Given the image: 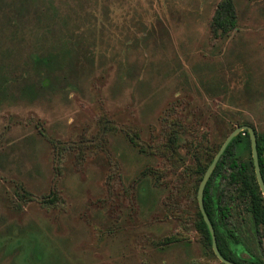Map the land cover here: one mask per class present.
Masks as SVG:
<instances>
[{
	"label": "rangeland",
	"instance_id": "rangeland-1",
	"mask_svg": "<svg viewBox=\"0 0 264 264\" xmlns=\"http://www.w3.org/2000/svg\"><path fill=\"white\" fill-rule=\"evenodd\" d=\"M221 2L0 0V264H222L197 194L264 139V0L214 33Z\"/></svg>",
	"mask_w": 264,
	"mask_h": 264
},
{
	"label": "trees",
	"instance_id": "trees-1",
	"mask_svg": "<svg viewBox=\"0 0 264 264\" xmlns=\"http://www.w3.org/2000/svg\"><path fill=\"white\" fill-rule=\"evenodd\" d=\"M237 1L222 0L218 5L213 18L214 33L227 32L234 27L237 22ZM257 151L264 180V139L258 134ZM213 159L207 164L204 174ZM225 167L230 171L228 176L224 175ZM222 180H227V183L220 190ZM204 208L215 230L218 250L225 260L234 264H264L254 251V238L251 237L253 234L261 235V230L264 228V198L255 175L248 132H242L224 152L207 184ZM242 214L252 223L249 230L251 236L246 233L238 234L230 228L231 222L241 218ZM198 218L199 226L212 247L210 232L200 209ZM242 219L246 220V218Z\"/></svg>",
	"mask_w": 264,
	"mask_h": 264
},
{
	"label": "water",
	"instance_id": "water-1",
	"mask_svg": "<svg viewBox=\"0 0 264 264\" xmlns=\"http://www.w3.org/2000/svg\"><path fill=\"white\" fill-rule=\"evenodd\" d=\"M242 132H248L249 137H250V143H251V151H252V158H253V164H254V168H255V175H256V179H257V183L258 186L260 188V191L262 193V196L264 198V180H263V176L261 173V169H260V165H259V161H258V151H257V134L256 131L253 127L251 126H239L237 127L227 138L226 140L223 142L219 152L216 154V156L214 157L211 165L208 167V169L206 170L203 179L200 183L199 189H198V194H197V200H198V205H199V209L202 213V216L204 218V221L209 229L210 232V236H211V240H212V249L213 252L215 254V256L217 257V259L222 263V264H234L230 261L225 260L222 255L220 254L219 250H218V246H217V241H216V235H215V230L205 212V208H204V194H205V190L207 187L208 182L210 181L219 161L221 160L224 152L226 151V149L228 148V146L230 145V143L236 138L238 137Z\"/></svg>",
	"mask_w": 264,
	"mask_h": 264
}]
</instances>
